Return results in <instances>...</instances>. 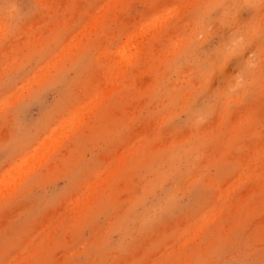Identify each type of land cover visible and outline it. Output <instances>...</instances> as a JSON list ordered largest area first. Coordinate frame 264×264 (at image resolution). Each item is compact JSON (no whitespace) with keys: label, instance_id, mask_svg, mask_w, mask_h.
<instances>
[{"label":"rangeland","instance_id":"obj_1","mask_svg":"<svg viewBox=\"0 0 264 264\" xmlns=\"http://www.w3.org/2000/svg\"><path fill=\"white\" fill-rule=\"evenodd\" d=\"M0 264H264V0H0Z\"/></svg>","mask_w":264,"mask_h":264}]
</instances>
